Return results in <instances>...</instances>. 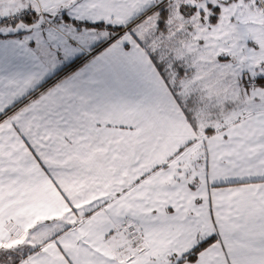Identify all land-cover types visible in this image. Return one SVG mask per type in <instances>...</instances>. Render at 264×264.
Instances as JSON below:
<instances>
[{"label":"snow or ice","instance_id":"obj_1","mask_svg":"<svg viewBox=\"0 0 264 264\" xmlns=\"http://www.w3.org/2000/svg\"><path fill=\"white\" fill-rule=\"evenodd\" d=\"M0 264H264V0H0Z\"/></svg>","mask_w":264,"mask_h":264}]
</instances>
